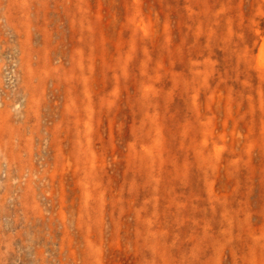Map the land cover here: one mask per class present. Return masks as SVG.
Instances as JSON below:
<instances>
[{"label":"rangeland","instance_id":"1","mask_svg":"<svg viewBox=\"0 0 264 264\" xmlns=\"http://www.w3.org/2000/svg\"><path fill=\"white\" fill-rule=\"evenodd\" d=\"M0 264H264V0H0Z\"/></svg>","mask_w":264,"mask_h":264}]
</instances>
